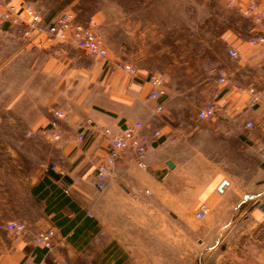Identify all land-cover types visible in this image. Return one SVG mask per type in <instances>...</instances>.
<instances>
[{
    "label": "crops",
    "instance_id": "1",
    "mask_svg": "<svg viewBox=\"0 0 264 264\" xmlns=\"http://www.w3.org/2000/svg\"><path fill=\"white\" fill-rule=\"evenodd\" d=\"M21 29L0 26V264H145L136 259L150 256L102 245H129L145 233L137 227L147 222L117 218L134 194L149 195L165 215L158 222L162 264H264V48L245 61L257 69L254 83L228 75L219 85L213 120L198 118V109L154 117L155 102L144 99L150 84L124 71L128 63L104 66L69 41L34 48ZM246 88L258 95L256 105ZM88 120L113 130L140 120L142 134L162 135L150 141L146 168L137 166L133 151H123L99 190L94 170L107 143ZM51 122L63 134L57 142L43 133ZM51 164L63 173L48 171ZM200 204L208 211L197 219ZM10 220L24 222L27 232L13 235L5 228ZM48 228L49 251L33 241ZM92 242L99 249L85 250Z\"/></svg>",
    "mask_w": 264,
    "mask_h": 264
},
{
    "label": "rangeland",
    "instance_id": "2",
    "mask_svg": "<svg viewBox=\"0 0 264 264\" xmlns=\"http://www.w3.org/2000/svg\"><path fill=\"white\" fill-rule=\"evenodd\" d=\"M26 1L44 16L71 10L80 22H91L107 50L104 59L95 58L104 66L131 64L137 70L138 81H148L151 73L159 74L166 94L161 112L156 113L153 107L150 108L154 117H164L165 112L191 115L205 102L216 101L220 93L215 98L214 93L220 89L218 72L221 69L226 70L231 79L241 83L242 80L246 84L254 83L259 77L256 67L245 63L264 48L248 42L254 28L239 11V4L247 0H234L231 6L226 0ZM96 13H100L101 17L96 18ZM231 47L238 50L239 57L233 58L228 54ZM133 78L136 80V77ZM146 196L145 199L131 197L128 201L124 200L123 206L129 207V211L116 212L120 219L134 218L137 223L147 222L144 223L147 226L137 227L145 233L137 232L129 245L117 242L102 245L112 250L128 247L138 254L150 256L137 258V263L162 264L161 227L158 222L165 215L160 212L158 204L149 195ZM104 214L107 216L108 213ZM167 217L170 219L172 216L168 214ZM99 245L92 242L85 250L99 249ZM185 248L191 250V242L185 243ZM200 261V264H206L204 260ZM83 264H89V260L84 259Z\"/></svg>",
    "mask_w": 264,
    "mask_h": 264
},
{
    "label": "built area",
    "instance_id": "3",
    "mask_svg": "<svg viewBox=\"0 0 264 264\" xmlns=\"http://www.w3.org/2000/svg\"><path fill=\"white\" fill-rule=\"evenodd\" d=\"M227 5L234 4V0H226ZM241 14L250 20L254 28V33L248 40L250 45L264 46V0H247L239 4ZM8 24L10 26L21 25L20 35L25 44L31 45L34 48H43L44 46L54 41H69L76 47L85 51L89 56L98 59L106 57V47L103 39L91 25V22L82 23L76 19L75 14L71 10H62L54 14L50 19H44L30 4H12L10 2L0 3V26ZM228 54L233 57H239L238 51L231 47L228 49ZM122 69L132 77L137 76V70L130 64H123ZM150 89L145 94L146 101L155 102L153 111L159 113L162 111V97L165 96V87L161 76L157 73L148 75ZM228 82V74L226 70L221 69L218 72L219 85H226ZM233 86L240 89L239 83H233ZM249 94L250 106L258 103L259 98L252 88H246ZM219 92H215L214 97H217ZM215 101L210 100L205 102L197 111V116L204 120H213L215 118ZM52 112L57 117H64V113L53 109ZM87 124L95 127L97 131L105 138L107 147L105 154L99 159L94 170L95 186L101 190L105 186L106 178L109 169L115 164L119 158V154L123 151H133L134 159L138 167L146 168V152L151 139L161 137L159 130H153L151 136L141 133L143 123H126L119 126L116 130L110 127H97L96 124L88 120ZM251 121L246 122V126L250 127ZM47 140L52 142L59 141L63 134L61 129L51 122L47 128L43 130ZM78 139H82V132L78 134ZM48 171L62 174L63 171L55 164L48 166ZM67 193V190H64ZM137 197V194H134ZM205 204H200L195 213L197 219H202L207 213ZM5 228L15 236L23 235L27 232V226L24 222L18 220H10ZM33 241L36 246L47 251L54 247V231L51 228L38 230Z\"/></svg>",
    "mask_w": 264,
    "mask_h": 264
},
{
    "label": "water",
    "instance_id": "4",
    "mask_svg": "<svg viewBox=\"0 0 264 264\" xmlns=\"http://www.w3.org/2000/svg\"><path fill=\"white\" fill-rule=\"evenodd\" d=\"M261 207L264 208V205H262Z\"/></svg>",
    "mask_w": 264,
    "mask_h": 264
}]
</instances>
